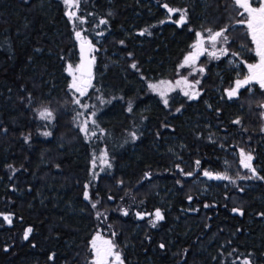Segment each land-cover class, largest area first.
Segmentation results:
<instances>
[{"label": "trees", "instance_id": "obj_1", "mask_svg": "<svg viewBox=\"0 0 264 264\" xmlns=\"http://www.w3.org/2000/svg\"><path fill=\"white\" fill-rule=\"evenodd\" d=\"M54 1L0 0V264H86L87 244L97 226L82 188L89 173L90 145L75 134H71L73 142H43L42 147L18 136L29 122L35 120L37 125L38 108L66 91L63 65L73 43L61 7ZM160 1L186 7L188 23L179 27L165 22L162 7L152 0L150 4L89 0L85 20L103 25L108 33L106 61L99 59L91 91L95 89L103 102L95 120L104 132L101 146L116 167L114 180L103 179L89 191L105 212L120 205L117 214L102 217L103 230L111 222L118 242L130 244V264H243L246 259L264 264L262 185L252 183L255 191L241 194L223 189L215 179L203 181L204 171L228 172L221 166L224 159L239 173L235 150L227 149L231 145L244 146L250 137V146L260 147L254 142L259 124L253 105L263 94L255 88L250 94L247 89L240 91L231 103L219 98L216 89L222 91L235 79L234 70L220 60L209 69L205 96L186 105L181 115L169 117L154 97L145 95L143 82L131 67L136 61L144 75L168 76L189 49L193 32L207 25L222 27L237 16L238 8L231 0H205L206 5L196 0ZM240 30L236 27L233 32L240 35ZM120 41L125 43L122 48L114 45ZM112 53L131 54V58L120 61ZM114 63L120 65L112 67ZM45 93L52 95L46 99ZM120 95L136 99L131 118ZM246 101L253 109L241 114L240 106ZM237 117L239 126L232 123ZM128 132L137 137L132 144ZM263 153L260 148L256 151L261 177ZM181 169L192 175L185 176ZM146 173L152 177L150 185L135 188ZM118 179L131 183L127 185L134 190L131 196L124 195L128 188L123 190V185L116 189ZM177 181L184 185L180 187ZM201 185L207 186V192L200 193ZM158 191L161 197L155 196ZM188 197L193 198L188 202ZM257 197L261 202L257 203ZM231 207L242 209L244 215L232 214ZM156 209L165 216L157 227L148 219H136V213ZM5 215L11 217V224L3 219ZM29 228L32 231L25 239ZM161 243L164 248L159 247Z\"/></svg>", "mask_w": 264, "mask_h": 264}, {"label": "rangeland", "instance_id": "obj_2", "mask_svg": "<svg viewBox=\"0 0 264 264\" xmlns=\"http://www.w3.org/2000/svg\"><path fill=\"white\" fill-rule=\"evenodd\" d=\"M146 1L147 4H150V0H143ZM198 1V3H203L205 4V0H196ZM234 3V0H231ZM15 3H20V4H29L30 0H14ZM54 2H57L58 5L61 7V12L63 15L64 20L67 23V27H68V32H69V38L73 43V49L71 51H68L67 56L65 58V62L63 65V71H64V75L66 77L65 80V93H61L60 96L55 99V101L51 102V103H46L45 105H42L40 108L37 109L36 112V119L38 121L37 125L34 124V122H36L35 120H33V122H29L28 126H25L24 128V133H21L23 135H18L20 136V139L23 140L25 142L24 137L28 136L29 139L27 142H37L36 146L39 145H44L43 142H73L71 134H75L77 136H79L80 139H83L84 142H87L90 145V160H89V173H88V177L86 179L83 180L82 182V188L85 189V185L88 184L89 187L87 189V191L90 194V187L95 186L98 183H101L103 179H108V180H114L115 176L114 174H112L113 171H115V166L113 161H111L108 157L107 151L105 147H102L101 144L103 143L102 138H103V129L101 127L98 126V122L93 124L92 120H95L96 116L99 113V110L101 108L102 105V101L100 98L97 97V94L95 93V89L94 92L91 91L93 88V85L95 83V76H96V66L98 64L99 59L101 61H106L105 59V52L107 51L106 47H107V43H106V38L108 33L106 34V31L103 29V25H98L95 26V22L94 24L90 25V22H87L85 19L88 14V9H89V0H79L78 5L76 4H66L64 2V0H56ZM250 2L252 3L253 7H258L259 6V0H250ZM153 5L155 6H161L162 7V13L165 19V22H170L173 23L179 27L183 26V25H178L175 21H177L179 19V15L180 13H175V14H169L167 9H165L163 7L164 4H168L169 3H165L162 2L160 0H152L151 2ZM187 4V3H186ZM235 4V3H234ZM206 5V4H205ZM92 6V5H91ZM237 6V5H236ZM169 7L174 8V9H186V7H173L171 5H169ZM237 16L234 17V19L223 25L220 28H217L215 25H207L205 27H202L198 30H196L195 32H193L194 38L193 41L190 43L189 45V49L187 50V52L183 55V57L181 58L178 66L172 70V72L168 73V76L164 77V76H158L157 77H152L150 75H144L140 69L133 68L132 66V70H134L139 79L143 82V86H144V90H145V95H149L155 98V100H157V102L161 105L162 108H164L166 110V112L168 113V116L170 117L171 115H181L183 113V111L185 110V106L190 104L191 102L197 101L199 98L204 97L205 93H206V86H205V80L208 78L209 73V69H211V67H213L214 65H216L217 62H219L220 60H225V62L228 63L229 68L231 70H234V76L235 79L233 81V83L231 85H229L228 87H225L224 89H222V91L219 89V87L216 89V93L219 96V98L226 100L228 103H231L235 100L238 99L239 97V93L240 91L247 89L249 94L253 92V87H257L258 91L261 92L263 94V97L261 98V100L256 99V104L253 105V108L258 110V112L256 111L257 115V121L259 126L257 127L258 130V137L256 138V141H258V145L260 147H251L250 143L253 142V139H251L250 137H247L246 141L247 144L244 146H236V145H231L229 148H233L235 151H233L235 153V156L237 157V162H238V167L240 168L239 173H235L234 171H232L229 168V164H228V160L224 159L221 163V166L227 170L228 172L226 173V175H228L229 177H231L232 180L235 181V183L230 182L229 180H218L215 179L216 181H218L219 183L222 184V188L223 189H232L237 191L238 193H243L245 190H253L255 191V187L254 185H251L252 183H260L262 185V190L264 191V180L263 179H259V178H253V179H240L239 177L241 176H251V172L248 169H245L242 164H241V159L242 157L240 156V151L241 149L244 150L245 153H251V155L253 156V160L251 161V164L253 167L256 168L258 176L261 177V175L259 174V167L258 165H256V151L258 148H260V150L264 152V115H262V113H264V108L260 107L261 104H264V90L260 89L259 84L258 83H251L249 85H246L245 87L241 88L239 90L238 96L229 100L227 98V90H230L231 88L235 87V82L237 80H243L245 77H247L249 75V69H248V65L249 64H258L259 63V57L256 56L255 54V45L253 44L252 40H251V36L249 34V30L247 28V24L242 23V21H246L247 20V13H244L243 15H241V13H243V9L239 8L237 6ZM33 8H31L30 10H32ZM69 12H75L76 16L70 18L69 15H67V13ZM188 13V12H187ZM189 18V15H188ZM81 20H83V23H81ZM188 23V21H187ZM186 23V24H187ZM184 24V25H186ZM236 27L241 28L240 30V35H235L234 34V30L236 29ZM227 29V32L225 33L228 36V41L227 43H217L216 45V50H217V54L219 58H214L210 55H208V52L213 51L211 45L208 43L207 37H208V32L206 31V29H212L213 31H218L220 29ZM79 31L81 33V39H77L75 36V33ZM200 32L202 33L203 37H204V47L208 49V52L199 55L195 62L192 63L191 65H185L184 67H181L182 64H184V60L185 57L189 56L191 53H193L194 51H196V49L193 48V45H195L197 43V36L196 33ZM242 39H246L245 43L239 42L238 40ZM83 42V43H88L91 45L90 48V53H91V58H95L94 60L92 59L93 63H94V72H93V76L90 78V82H91V86L87 87L86 89V94L84 96H80V94L78 92H76L73 88L70 87V85L73 83V79L74 77L76 78L77 82L80 83L81 80H84V78L82 76L79 75V67H80V54H79V49H78V43ZM114 43H112L113 45ZM118 47H123L125 45V43L121 44L120 42H117L116 44H114ZM220 48H226L228 50V54L227 55H221L219 54V49ZM37 52V51H36ZM233 53H236L237 55H232ZM111 55L116 56L121 58L120 61H122L123 59L126 60L128 58H131V55H125V54H117V53H112ZM247 55H252L253 56V60L248 61L246 56ZM133 58V57H132ZM123 60V61H124ZM135 63L137 65L136 61H132L131 65ZM116 65H120L119 63H114V65H112V67H115ZM71 66V67H69ZM200 69H203V71H200ZM210 76V75H209ZM187 81V83H185L184 81ZM180 81V83L178 84L177 82ZM196 81H199V83L197 84ZM164 82V83H161ZM150 85H157L158 88L156 90H153V88L150 87ZM189 85H192L194 87H189ZM255 89V88H254ZM185 91H189V92H194V93H198V95L196 96L195 99H189L187 96L184 95ZM163 92L165 93L164 96H161L160 93ZM257 93V92H256ZM52 95V94H51ZM50 93H45V98L48 99L49 97H51ZM119 101L120 103L124 106V110L125 113L127 114V117L131 118V111H129V107L132 108V106L134 105V103L136 102V99L134 98H124L122 95H120ZM168 99V105L165 106V104L163 103L164 99ZM79 99L80 100V104H76L74 101ZM117 99V98H115ZM114 98L112 100H115ZM255 100H253L254 102ZM175 102V105H174ZM179 102V103H178ZM173 103L172 109L170 104ZM82 105H87L88 107H82ZM206 107L208 108V110L211 109V106L209 105V103H206ZM49 109L50 111H52L53 113V119L52 120H44L39 116V111L43 110V109ZM179 108L180 111L177 112L176 109ZM248 109H253L252 106L250 105V103L248 101L245 102V104H241L239 111H241V114L244 112H247ZM252 111V110H251ZM95 112V116L93 117L91 114ZM77 113H81V115H77ZM247 117V116H246ZM250 119H252L251 122H255L256 118L253 116L251 117V115L248 117ZM240 118H235L233 121L237 120ZM87 120L88 121V128H89V132L86 134L85 132L81 131V126L83 124V122ZM168 118L166 117L164 119V121H167ZM96 121V120H95ZM99 122H102L103 119H99ZM241 121V120H240ZM233 123V122H232ZM236 124V123H234ZM241 124V123H240ZM94 125H97L98 129H96V127H94ZM239 126V124H236ZM117 126V125H116ZM72 130H75V132H73ZM45 132H49L51 133V135L49 136H45L43 135V133ZM95 132V135H92L91 133ZM245 133L246 130H239V133ZM133 132H128V140L129 142L132 144L133 142L136 141L137 137L134 139L132 136ZM7 138H2L1 141H6L9 142V140ZM104 139V138H103ZM6 142H1V143H6ZM240 142H242V138H240ZM244 142V140H243ZM134 146V145H133ZM42 147V146H39ZM126 147H123V150ZM226 149V150H227ZM32 151H35V147L32 148ZM126 151V149H125ZM107 154V159L109 161V163L111 164V167H107V165L103 164L101 162V157L104 154ZM264 154V153H263ZM95 158L96 163L95 166L93 165V159ZM95 174V175H94ZM214 174V173H213ZM217 174V173H216ZM219 174H225V173H219ZM168 175V174H167ZM35 175H33L34 177ZM204 178V182L210 180L209 177L203 176ZM151 179L152 177L150 175L145 176L136 186L135 188H140L142 186H149L151 183ZM206 179V180H205ZM122 181V183H120ZM203 181H200L201 183H203ZM117 183V190H120L119 187H121L122 185V189L124 190L125 188L127 189V185L129 184V186L131 185L130 182L127 181V183L125 184L123 180L118 179L116 181ZM204 184V183H203ZM92 185V186H91ZM165 185V183H162L161 186ZM182 185H184V183H179V186L181 187ZM187 185V184H186ZM105 186L107 188V185L105 183ZM251 186V187H250ZM134 188V189H135ZM162 188V187H161ZM243 188V191H241L240 189ZM207 186L205 185H201L199 187V191L200 193H204L207 192ZM162 190V189H161ZM133 189H127L126 192H124V195L126 197L131 196L133 193ZM85 192V190H84ZM212 195V193H211ZM123 196V198L125 197ZM155 196L156 197H161L159 195V191L155 192ZM203 196V195H201ZM91 197V196H90ZM212 197V196H210ZM189 198V197H188ZM186 198V200L189 202V199ZM193 198V197H191ZM83 199H84V195H83ZM85 200V199H84ZM88 205L90 206L91 209V214L92 216L94 215V218L96 220L97 226L95 228V231L93 232V235L91 236V239L89 240V243L87 244V262L86 264H92V261L95 258V253L92 249L91 246V242L94 238H96L97 236L99 237V239L96 240V244L98 247H106V245L104 244V241H112L113 244L116 246L114 251H117L120 253V257L123 260L124 264H130L131 263V258L129 257V255L127 254V251L130 250L131 246L130 244L126 243V242H122L119 243L118 242V238L116 235V232L112 229V224L111 222H107V224L105 223V230H103L102 224H103V220L102 217L108 216L111 213H118V208H119V204L111 207V209L107 210L105 212V210H103V208H101L100 202L99 201H95V200H85ZM257 203L261 202V200L257 197L256 199ZM161 202L162 199H161ZM92 203H96V208L94 209L92 207ZM189 207V206H188ZM233 208H237V207H231V213L232 214H237L238 213H234L232 211ZM192 210L196 211V209ZM155 211V210H154ZM153 211V212H154ZM185 211L190 212L189 208L185 209ZM150 212V213H153ZM192 212V211H191ZM99 213V215H98ZM142 214H147V213H142ZM108 218V217H107ZM136 219L139 220H143L137 217L136 215ZM144 219H148V222L150 219H152L151 216L149 215H145ZM108 225V226H107ZM229 259V258H228ZM109 264H116L114 257H109ZM227 261V259H225ZM144 264V263H142Z\"/></svg>", "mask_w": 264, "mask_h": 264}, {"label": "snow or ice", "instance_id": "obj_3", "mask_svg": "<svg viewBox=\"0 0 264 264\" xmlns=\"http://www.w3.org/2000/svg\"><path fill=\"white\" fill-rule=\"evenodd\" d=\"M64 2L66 4H76L78 5L79 0H64ZM235 5H237L239 8L243 9V13H241V15H243L244 13H247V20L246 21H242V23L247 24V28L249 30V34L251 36V40L253 42V44L255 45V54L256 56L259 57V63L258 64H249L248 65V69H249V75L247 77H245L243 80H237L235 82V87L231 88L230 90H227V98L229 100L235 98L238 96L239 90L243 87H245L246 85L251 84L253 81L257 82L259 84L260 89L264 90V0H259V6L258 7H253L252 3L250 2V0H234ZM163 7L165 9H167L169 14H175V13H180L179 15V19L177 21H175L178 25H184L187 23L188 21V13L186 9H174L169 7L168 4H164ZM67 15H69L70 18L75 17L76 13L75 12H69L67 13ZM81 23H83V20H81ZM101 24H106L107 21L106 20H101L100 21ZM148 30L145 29L143 32H141V35H144L145 32H147ZM206 31L208 32V43L211 45L213 51L208 52V49L204 47V37L202 35V33L197 32L196 36H197V43L195 45H193V48L196 49V51H194L193 53H191L189 56L185 57L184 60V64L181 65V67H184L185 65H191L192 63L195 62L196 58L199 55H202L206 52H208V55L214 57V58H219L218 54H217V50H216V45L217 43H227L228 41V36L225 34L227 32V29H220L218 31H213L212 29H206ZM75 36L77 39H81V33L79 31H77L75 33ZM121 44H123V41H120ZM89 46L91 47V45L89 44ZM84 49V43L82 42L81 44V51L83 52ZM37 51H39V49H37ZM219 54L221 55H227L228 54V50L226 48H220L219 50ZM131 55V54H129ZM232 55H237L236 53H233ZM93 60L95 59L94 57L92 58ZM133 68H136V64L133 63L131 65ZM71 67V66H69ZM80 68H83V64L80 66ZM200 71H203V69H200ZM87 75L89 76V80L88 81H83L81 80L80 83L77 82L76 78L74 77L73 79V83L70 85L71 88H73L76 92H78L80 94V96H84L86 94V89L87 87L91 86V82H90V77H91V71H90V62H89V67H88V71H87ZM185 83H187L186 79L184 81ZM164 83V82H161ZM178 84L180 83V81L177 82ZM196 83L198 84L199 81H196ZM151 88H153V90H156L158 88L157 85H150ZM189 87H194L192 85H189ZM161 96H164L165 93L161 92L160 93ZM184 95L187 96L189 99H195L196 96L198 95V93H194V92H189V91H185ZM76 104H80V100L77 99L74 101ZM163 103L165 104V106L168 105V99H164ZM82 107L87 108V105H82ZM260 107L264 108V104H261ZM129 111H131V107H129ZM177 112L180 111L179 108L176 109ZM77 115H81V113H77ZM93 117L95 116V112H93L91 114ZM262 115H264V113H262ZM39 116L44 119V120H52L53 117V113L52 111H50L49 109L45 108L41 111H39ZM92 123L95 124L96 121L92 120ZM233 123L236 124H240L241 121L239 119L233 121ZM264 130V129H262ZM81 131L85 132L86 134L89 132V128H88V121L85 120L81 126ZM92 135H95V132L91 133ZM43 135L45 136H49L51 135V133L49 132H45L43 133ZM133 138L135 139V133H132ZM25 142L28 141L29 137L25 136L24 137ZM240 156L242 157L241 159V164L245 169H248L251 172V176H241L239 177L240 179H253V178H259V179H264V177H259L257 170L255 167L252 166L251 161L253 160V156L251 155V153H245L243 149H241L240 151ZM101 162L105 165H107V167H111V164L109 163L108 159H107V154L105 153L102 157H101ZM96 160L95 158L93 159V165L95 166ZM196 164L199 165L200 161L197 160ZM181 172L183 173V169H181ZM185 176H191L192 173L188 172V173H183ZM95 175V174H94ZM146 176H148L149 174L146 173ZM204 176L209 177L210 179H218V180H229L232 183H235L234 180L231 179V177H229L226 174H213L210 171H204L203 173ZM122 183V181L120 182ZM177 183H180V181H177ZM89 185L86 184L85 185V192H84V199L85 200H90V194L87 191ZM241 191H243V188L240 189ZM111 198V197H110ZM189 201H191V197L188 198ZM205 207H211V205H204ZM92 207L95 209L96 208V203H92ZM232 211L234 213H238L239 215L243 216L244 212L242 209L239 208H233ZM123 214L126 216L128 215L127 211H124ZM99 215V213H98ZM137 217L140 219H144L145 215H149L152 217V219L149 220V223L151 224V226L153 228L157 227L158 223L163 221L165 219L164 214L161 212L160 209H156L153 213H147V214H142V213H136ZM262 216H264V213H261ZM4 220H6L9 224H11L12 220L11 217L8 215H5L3 217ZM32 229L29 228L27 229V231L24 234V238L28 239V235L29 233H31ZM99 239V237L97 236L96 238H94L91 242V246L92 249L95 253V258L92 261V264H109V257H114V260L116 262V264H124L123 260L120 257V253L117 251H114L115 249V245L113 244L112 241H104V244L106 245V247H98L96 244V240ZM160 248H164L165 245L163 243H161L159 245ZM243 264H251L250 260H244Z\"/></svg>", "mask_w": 264, "mask_h": 264}, {"label": "water", "instance_id": "obj_4", "mask_svg": "<svg viewBox=\"0 0 264 264\" xmlns=\"http://www.w3.org/2000/svg\"><path fill=\"white\" fill-rule=\"evenodd\" d=\"M81 44L82 42L78 43V49H79V54H80V66L83 64V68L81 69L79 67V75L82 76L84 78L83 81L86 82L89 80V76L87 75L89 62H90L91 77L93 76V72H94V63L91 58L89 44L84 43L83 52L81 51Z\"/></svg>", "mask_w": 264, "mask_h": 264}, {"label": "flooded vegetation", "instance_id": "obj_5", "mask_svg": "<svg viewBox=\"0 0 264 264\" xmlns=\"http://www.w3.org/2000/svg\"><path fill=\"white\" fill-rule=\"evenodd\" d=\"M250 58H252L251 60H253V56H252V55H250ZM252 83H257V82L253 81ZM254 88L258 89L256 86L253 87V89H254ZM253 89H252V90H253Z\"/></svg>", "mask_w": 264, "mask_h": 264}]
</instances>
